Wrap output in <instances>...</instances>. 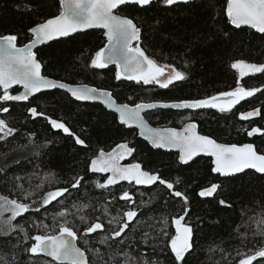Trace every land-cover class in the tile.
I'll return each instance as SVG.
<instances>
[{"label": "trees", "instance_id": "trees-1", "mask_svg": "<svg viewBox=\"0 0 264 264\" xmlns=\"http://www.w3.org/2000/svg\"><path fill=\"white\" fill-rule=\"evenodd\" d=\"M225 6L226 0H188V3L170 6L155 0L144 7L133 4L119 7V14L132 19L141 29L139 46L145 54L160 65H171L185 73V79L175 81L167 88L155 83L145 85L117 80L114 67H91L90 61L95 52L106 43L101 30H89L46 43L36 50V57L44 76L69 84H86L108 90L121 104L204 99L232 91L238 82L246 89H259L226 112L216 108L198 111L161 109L149 111L144 117L157 127L180 128L193 121L201 134L218 142L252 143L264 153V72L239 78L237 71L231 67L238 60L264 64V34L246 27H232L225 14ZM59 11V0H0V35H16L17 45L22 46L30 41L28 30L32 26L57 15ZM16 92L17 88L10 91ZM0 107L9 109L7 113L0 112V119L17 129L12 136L0 140V167H4V171L0 172V194L22 199L15 190L17 183L28 189L29 181L34 187L41 183L45 174H55L51 185L45 182L44 187L26 201L31 203L35 200L36 205L13 221L23 224L29 236L58 231L60 218L54 221L53 217L60 210V204L53 201L40 207V198L49 190L70 188L73 178L80 176L84 179L79 189H70L71 194L66 193L58 200H63L64 205L69 207L73 202L89 203L91 207L85 210V214L92 221L99 218L105 230L119 227L117 222L108 224L113 217H122L124 211L133 207L138 209L137 217L126 229L128 239L119 250L127 248L134 255L142 252L157 259L160 264H181L175 260L169 242L176 232L172 220L185 215V207L188 213L183 223L194 229V249L186 254L182 264H216L217 261L219 264H238L240 258L252 254L260 246V237L252 236L255 225L249 217L264 213L263 175L247 171L221 178L212 173L211 160L207 158L182 165L175 153L151 148L134 129L120 125L116 116L101 105L79 103L57 89L39 93L23 103L0 101ZM31 107L43 112V115L32 117L27 111ZM253 110H259V114L248 119L241 118L242 113ZM49 118L65 123L75 135L53 128ZM252 127L260 128L261 132L249 136L247 133ZM76 136L83 139L85 145H78ZM30 140L32 143H29ZM125 142L134 151L125 156L124 165L140 163L143 170L159 174L162 179L173 183L175 191L187 196L188 204L185 205L182 197L174 196L172 190L159 182L137 185L119 181L106 189L96 188L94 181L103 183L110 173L91 172V158L98 155L101 149L109 152ZM25 145L27 147H19ZM35 145H43L38 149L39 155L33 154L37 151ZM16 176L22 179L16 181L13 179ZM213 183L221 185L217 193L201 197L200 190ZM125 190L131 194L133 203L120 198ZM221 199L231 206L219 204ZM142 201L148 203L142 204ZM105 206L108 208L107 215L103 211ZM36 207H40L38 212ZM162 216L168 218L169 235L156 237ZM67 219L77 232V244L85 251L90 264H102L93 249L99 248L105 261L111 250H117L115 242L110 241L111 250L98 242L105 234L104 230L85 235L86 225L79 221L78 215H68ZM34 224L41 226H31ZM149 225L153 227L149 228ZM144 232L150 233L147 245L141 243ZM245 232L247 236L242 243L240 234ZM17 237L23 241V234L18 229L8 237L0 236V248L4 252L15 251L18 264L51 262L43 255L31 257L24 252V248L34 242L32 240L23 241L18 249H12L11 244L17 243ZM129 242H134L135 247H129ZM253 264H264V258H256Z\"/></svg>", "mask_w": 264, "mask_h": 264}, {"label": "snow or ice", "instance_id": "snow-or-ice-1", "mask_svg": "<svg viewBox=\"0 0 264 264\" xmlns=\"http://www.w3.org/2000/svg\"><path fill=\"white\" fill-rule=\"evenodd\" d=\"M60 11L57 15L37 23L28 31L32 34L29 43L23 46L17 45V36L13 34L0 35V101H27L30 96L41 92L43 89L60 88L65 89L76 100H101L108 108L113 109L118 114L120 123L124 125H135L140 130V135L144 136L155 148H177L179 149V161L188 163L199 153H206L212 159L213 173H219L221 176H231L236 173H243L246 169L255 170L256 173L264 174V153L258 151L252 143L244 144H227L218 143L215 139L200 135L196 131V124L189 122L184 125L182 130L176 128L155 129L151 128L142 115L147 109L156 107H171L184 109H201L216 108L221 112L231 110L236 104L246 97L253 96L259 89H246L238 86L229 92H222L204 99L180 100L170 103L165 102H139L133 106L129 104H117L113 99L111 92L87 85L73 86L54 79L47 78L41 74V64L36 59L33 51L37 44H42L56 37H67L78 30L92 27L104 29V35L107 43L104 47L95 52L90 61L93 68L103 69L109 64L116 65L115 77L120 80L122 77L128 80H134L137 83L143 82L145 85L156 83L161 88H167L174 81L185 79V73L177 71L171 65L160 66L156 61L150 59L139 46L141 29L134 21L126 16L119 14L121 5L133 4L141 7L150 5L152 0H59ZM164 5H173L176 3H188V0H161ZM228 22L236 28L242 25L255 29L258 33L264 34V0H226L225 8ZM225 36L228 33H224ZM133 42H136L135 46ZM234 69H240V76L243 77L248 73L264 72V64L247 63L243 60L234 61L231 64ZM171 69L167 78L165 69ZM247 70V72L245 71ZM13 85H22L24 91L13 95L9 89ZM32 117L43 115L38 112L35 107L27 109ZM0 112L7 113V107H0ZM259 114V110L242 113V119ZM49 122L53 128L62 129L64 133L75 135L65 123L49 118ZM17 129L10 127L4 120L0 119V140H5L12 136ZM261 129L252 127L248 131V135L260 133ZM32 135V134H30ZM78 145H85V141L79 136L75 137ZM29 143H32L31 140ZM19 147H27L19 146ZM37 151L34 155H39L38 149L43 145L34 146ZM134 149L128 146V143L118 144L109 152L101 149L95 157L91 158L89 170L93 173H110L107 179L101 183L94 181L96 188L106 189L110 185H115L119 181L135 182L137 185H153L157 182L165 185L167 189L172 190L176 197H182L185 205L188 204V198L180 191H175L173 183L161 178L157 173L143 170L140 163H131L122 165L121 160L126 155H131ZM18 163V161H16ZM6 167V165H5ZM4 171V167H0V172ZM35 175V174H33ZM19 181V176L13 177ZM55 174L47 173L41 178V183L34 187L29 181L30 187L25 189L23 185L17 183L15 190L20 193L22 199L10 198L9 195L0 194V236L8 237L14 234L17 229L23 234V241L32 240L30 247H25L24 252L31 254V257L43 255L50 257L51 262L46 264H90L86 253L77 247V232L73 230L67 219L68 215H78L79 221L86 225L84 234L96 233L97 230H104L105 234L100 236L99 243L106 245L110 250L112 243H116L117 250H111L108 259L103 260V253L99 248L93 249L95 255L102 261V264H160L157 259H152L144 253L134 255L127 248L119 250L121 245L125 244L128 239L126 229L137 217L138 209L133 207L123 212V216L113 217L108 221L111 225L117 222L119 227L113 230H105L104 224L97 218L92 221L86 214L85 210L89 209V203L73 202L72 205H64L63 200L58 198L64 197L65 194H71L70 189H79L83 177H74V182L69 187L55 188L49 190L40 198V207L50 205L53 201H58L60 210L53 217L54 221L59 217L58 231L53 234H36L29 236L27 229L23 224L13 223L17 217L22 216L36 205V201L31 203L32 196L44 187L45 182L51 185L54 182ZM177 183L179 181L177 180ZM221 185L213 183L210 187L202 188L199 192L201 197H209ZM143 195V194H141ZM129 203H133L131 194L125 190L121 197ZM142 204L148 203L145 201ZM219 204L230 207L224 199ZM40 207H36L35 211H39ZM74 210V211H73ZM104 214H108L107 206L104 207ZM188 208H184L183 216L174 218L172 223L175 225L176 232L170 238L171 252L175 256L177 262H183L186 254L194 249V229L187 223H183ZM7 214V215H6ZM255 229L252 236L260 237V246L252 253L240 258L238 264H253L256 258H264V213H257L256 216L249 217ZM168 218L162 216L160 218V227L156 229V237H167ZM40 227L41 225H31ZM47 228V225H43ZM153 225H149L152 228ZM122 234H125L122 238ZM241 242H244L247 233H241ZM149 232H144L141 236V243L147 245L149 243ZM156 237H153L155 239ZM117 238H120L117 242ZM17 237V243L11 244L12 249H18L23 243ZM88 242L87 240L85 241ZM129 247H135L134 242H129ZM211 251V249H209ZM0 264H18V255L15 251L4 252L0 248ZM34 264V261H33ZM216 264H219L217 261Z\"/></svg>", "mask_w": 264, "mask_h": 264}, {"label": "water", "instance_id": "water-1", "mask_svg": "<svg viewBox=\"0 0 264 264\" xmlns=\"http://www.w3.org/2000/svg\"><path fill=\"white\" fill-rule=\"evenodd\" d=\"M155 0H152V2H154ZM190 1H193V0H190ZM121 6H123V5H121ZM120 6V7H121ZM139 6V5H138ZM146 6H148V5H146ZM139 7H141V6H139ZM144 7V6H143ZM225 8H226V6H225ZM225 14H226V12H225ZM227 17V16H226ZM231 26L232 27H234V28H236L234 25H232L231 24ZM241 27H246V28H249V29H251V30H253L254 32H256V33H258L255 29H252V28H250L249 26H246V25H242ZM240 27V28H241ZM89 30H101L102 32H103V36H104V38H105V41H106V43H107V38L105 37V35H104V29H102V28H99V27H92V28H87V29H83V30H78L77 32H75V33H72V34H70L69 36H67V37H70V36H73V35H75V34H78V33H83V32H86V31H89ZM30 33V32H29ZM259 34H261V33H259ZM30 36H31V39H32V34L30 33ZM67 37H56V38H53L52 40H48V41H46V42H44V43H42V44H37L35 47H34V49H33V51L34 52H36V50L38 49V48H40L42 45H44V44H46V43H49V42H51V41H54V40H58V39H62V38H67ZM31 39H30V41H31ZM30 41H28L27 43H29ZM105 43V44H106ZM26 44V43H25ZM133 44H134V46H135V44H136V42H133ZM19 46V45H18ZM23 46V45H22ZM104 47V46H103ZM36 54V53H35ZM146 55V54H145ZM36 59H37V57H36ZM151 59V58H150ZM39 62V61H38ZM40 63V62H39ZM158 64V63H157ZM158 65H160V64H158ZM161 66V65H160ZM110 67H114L115 68V73H116V71H117V69H116V65L115 64H109V65H107L105 68H103V69H107V68H110ZM41 74H42V65H41ZM43 75V74H42ZM44 76V75H43ZM46 77V76H45ZM48 78V77H47ZM51 79V78H50ZM120 80H122V81H126V82H136V81H134V80H128V79H126V78H124V77H122ZM58 81V80H57ZM60 82H62V81H60ZM142 82V81H141ZM63 83H65V82H63ZM68 84V83H67ZM70 85H73V86H79V85H86V84H70ZM87 86H89V85H87ZM89 87H93V86H89ZM15 88H17L18 89V92H16V93H11V94H13V95H16V94H19V93H21V92H23L24 91V88H23V86L22 85H13L12 87H11V89H9V92L11 91V90H13V89H15ZM96 88V87H95ZM60 90V91H63V92H65V93H67L70 97H71V99H73V100H75V101H77V102H79V103H90V104H98V105H101L106 111H108V112H110V113H113L115 116H116V118H117V121H118V123L120 124V125H122V126H124L126 129H134L135 131H136V133H137V136L140 138V139H142V140H144L151 148H153V149H156V150H161V151H163V152H168V153H175L176 155H177V160H178V162L180 163V164H182V165H186V164H190V163H192L193 161H195L196 159H199V158H207V159H210L211 160V166H213L212 165V157L210 156V155H208V154H206V153H199L196 157H193V159L191 160V161H189L188 163H181L180 161H179V149H177V148H155V147H153L152 146V144L147 140V139H145V137L144 136H141L140 135V130L135 126V125H131V126H128V125H124V124H122V123H120V121H119V119H118V114L113 110V109H110V108H108L101 100H87V101H79V100H76L74 97H72L71 96V94L70 93H68L65 89H60V88H51V89H43L41 92H39V93H42V92H47V91H52V90ZM108 91V90H107ZM39 93H35V94H33L32 96H30L29 97V99L30 98H32L33 96H35V95H37V94H39ZM216 95H218V94H216ZM113 97V96H112ZM211 97V96H210ZM28 99V100H29ZM113 99L115 100V98L113 97ZM27 100V101H28ZM116 101V100H115ZM242 101V100H241ZM240 101V102H241ZM2 102H4V103H6V102H14V103H23V102H26V101H2ZM116 103L117 104H121V103H118L117 101H116ZM165 103H170V102H165ZM237 105V104H236ZM130 106H133V105H130ZM161 109H164V110H174V111H198V110H206V109H211V108H201V109H184V108H171V107H156V108H154V109H147V110H145L144 112H142V115L144 116V114L145 113H147V112H149V111H153V110H161ZM147 121V120H146ZM148 122V121H147ZM192 123H195L196 124V131H197V133L198 134H200V135H203V134H201L200 132H199V128H198V125H197V123L196 122H193V121H191ZM187 123H189V122H187ZM148 124H149V126L151 127V128H155V129H164V128H174V127H157V126H153V125H151L149 122H148ZM186 124V123H185ZM184 124V125H185ZM184 125L183 126H181L180 128H176L177 130H182L183 128H184ZM206 136V135H205ZM218 142V141H217ZM218 143H221V142H218ZM255 147V146H254ZM247 171H252V172H255V170H252V169H246L243 173H246ZM213 173V172H212ZM243 173H236V174H233V175H231V176H237V175H240V174H243ZM256 173V172H255ZM213 174H215V175H219L221 178H225V177H231V176H221L219 173H213ZM257 174H259V173H257ZM260 175H263L264 176V174H260ZM76 245H77V247H79L78 246V244H77V240H76ZM80 248V247H79ZM46 258H48V259H50L51 260V258L50 257H46ZM56 263V262H55ZM65 264H67V262H65Z\"/></svg>", "mask_w": 264, "mask_h": 264}, {"label": "rangeland", "instance_id": "rangeland-1", "mask_svg": "<svg viewBox=\"0 0 264 264\" xmlns=\"http://www.w3.org/2000/svg\"><path fill=\"white\" fill-rule=\"evenodd\" d=\"M161 66H163V65H161ZM236 71H237V73H238V75H239V78H242L241 76H240V69H235ZM246 72H247V70H245ZM171 72V69H168V68H166L165 69V75H164V77H162V78H167V76H168V74ZM259 73V72H258ZM254 74H257V73H248V74H246L245 76H248V75H254ZM245 76H243V77H245ZM175 82V81H174ZM143 83V82H142ZM154 83V82H153ZM156 84V83H155ZM158 85V84H157ZM135 183V182H134ZM174 227H175V225H174ZM175 230H176V228H175Z\"/></svg>", "mask_w": 264, "mask_h": 264}, {"label": "flooded vegetation", "instance_id": "flooded-vegetation-1", "mask_svg": "<svg viewBox=\"0 0 264 264\" xmlns=\"http://www.w3.org/2000/svg\"><path fill=\"white\" fill-rule=\"evenodd\" d=\"M122 162H123V160H121L120 163H121L122 165H124Z\"/></svg>", "mask_w": 264, "mask_h": 264}, {"label": "bare ground", "instance_id": "bare-ground-1", "mask_svg": "<svg viewBox=\"0 0 264 264\" xmlns=\"http://www.w3.org/2000/svg\"><path fill=\"white\" fill-rule=\"evenodd\" d=\"M69 84V83H68Z\"/></svg>", "mask_w": 264, "mask_h": 264}]
</instances>
